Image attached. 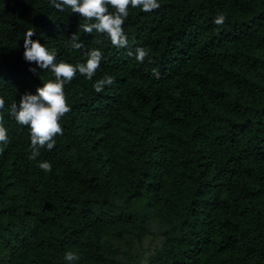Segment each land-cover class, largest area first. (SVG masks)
Segmentation results:
<instances>
[{"label":"trees","instance_id":"1","mask_svg":"<svg viewBox=\"0 0 264 264\" xmlns=\"http://www.w3.org/2000/svg\"><path fill=\"white\" fill-rule=\"evenodd\" d=\"M159 3L129 9L118 49L70 8L0 0V264H264V0ZM28 29L57 63L102 52L91 81L77 70L64 85L63 135L35 160L8 115L55 79L24 60ZM140 47L143 63L128 54ZM105 74L116 83L96 93Z\"/></svg>","mask_w":264,"mask_h":264},{"label":"clouds","instance_id":"2","mask_svg":"<svg viewBox=\"0 0 264 264\" xmlns=\"http://www.w3.org/2000/svg\"><path fill=\"white\" fill-rule=\"evenodd\" d=\"M58 11L70 8L72 13L79 14L85 21L80 27L84 33L92 34L93 31L106 34L111 44L115 48H124L128 45V40L123 30L125 20L129 16V9H140L145 13L153 12L161 7L159 0H48ZM112 9L110 11L109 9ZM226 16L218 13L214 18V23L221 26L225 23ZM36 35L33 29H28L24 33L23 58L29 63H34L41 70H49L55 79H49L37 87L35 94L24 93L18 102H12L8 109V115L22 126L30 128V159L35 160L40 155V150L46 148L52 150L56 144L55 137L63 135L61 118L71 111L67 103L64 85L70 83L75 77L77 70L89 81L93 79L100 66L102 52L99 49H92L86 52V62L73 66L64 61L56 62L55 50L49 51L39 40L32 37ZM72 49L80 50L85 46L76 34L70 38ZM134 55L137 62L143 63L149 58V51L145 48H136ZM149 62L152 61L149 59ZM30 72L37 74V69L32 67ZM152 76L159 79L160 73L157 69H152ZM40 78V76H39ZM116 83L113 76L105 74L103 78L93 84L96 93H101L105 86ZM5 108V99L0 97V110ZM3 115L0 114V143H8L7 130L3 127ZM37 166L45 172L52 170L49 161H42ZM64 259L73 262L79 259L76 253L68 251Z\"/></svg>","mask_w":264,"mask_h":264}]
</instances>
